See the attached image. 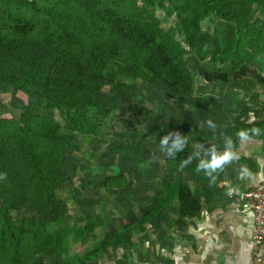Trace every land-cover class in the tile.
Segmentation results:
<instances>
[{"label":"trees","instance_id":"16d2710c","mask_svg":"<svg viewBox=\"0 0 264 264\" xmlns=\"http://www.w3.org/2000/svg\"><path fill=\"white\" fill-rule=\"evenodd\" d=\"M167 4L174 8L172 25L157 12ZM204 20L221 23L231 34L223 52L212 57L227 69L204 74L205 79L228 87H245L248 80L264 83L253 65L264 56V0H0V91H21L35 99L17 110V117L3 116L11 107L0 101V173H7L0 180V264H35L68 253L69 231L57 228L69 214L67 200L59 196L65 182L62 162L68 147L78 148L72 134L97 135L116 107V98L103 92L126 87L112 78L115 66L126 64L134 81L164 88L173 106L213 111L203 94L189 98L194 74L185 59L197 45ZM170 130L187 135L188 147L175 159L165 156V172L172 179L122 231L137 229L175 203L180 218L192 217L200 206L193 191L205 188L208 178L195 170L196 159L183 171L178 165L193 144L223 141L225 134L178 118L160 119L151 129L157 148ZM110 149L129 156L141 151L121 142ZM121 178L110 177L106 187H118ZM99 227L88 220L80 235ZM101 251L93 249L73 263L96 259Z\"/></svg>","mask_w":264,"mask_h":264},{"label":"rangeland","instance_id":"374dc122","mask_svg":"<svg viewBox=\"0 0 264 264\" xmlns=\"http://www.w3.org/2000/svg\"><path fill=\"white\" fill-rule=\"evenodd\" d=\"M157 12L166 25H172L174 8L171 5L167 4L165 11ZM230 38L231 34L221 23L217 25L204 20L196 47L185 57L194 74L195 91L189 98L203 94L211 101L213 111L207 108L183 110L173 106L164 88L134 81L126 64L113 68L112 78L126 87L123 92L105 87L103 92L116 98V107L102 122L97 135L72 134L78 148L68 147L62 162L65 182L59 196L67 200L69 214L65 224L57 228L69 231L67 241L70 251L35 264L61 263L100 248L127 223L137 221L155 203L163 187L172 179L165 172V155L158 151L152 139L151 129L157 120L178 118L194 128L213 132L206 123L211 119L217 125L215 132L228 136L226 130L233 127L234 121L230 119L231 113L264 112V101H257L248 91L253 83L247 81L248 87H228L215 80L207 81L204 77V74L212 75L227 69L212 57L223 52ZM261 65L264 66L263 63ZM261 76L264 78V74ZM0 101L8 102L11 107L3 116L17 117V110L24 109L35 99L21 91H0ZM53 115L63 123L61 116L55 112ZM221 138L213 141H221ZM116 142L139 150L141 148V151L136 156L114 153L110 145ZM110 177H122L118 187H106ZM23 215L20 214L18 218ZM88 220L95 221L100 228L80 235Z\"/></svg>","mask_w":264,"mask_h":264},{"label":"crops","instance_id":"0c3cea01","mask_svg":"<svg viewBox=\"0 0 264 264\" xmlns=\"http://www.w3.org/2000/svg\"><path fill=\"white\" fill-rule=\"evenodd\" d=\"M261 63L264 65V56L255 59L253 65L263 78ZM248 82L255 87L249 86V93L257 101H264V83L259 80ZM230 115L234 120L233 127L226 131L240 158L226 166L215 184L207 183L205 188L193 191L200 206L192 217L180 218L177 204H172L137 229L122 231L136 221L127 223L116 236L101 245L102 251L96 259L73 263L79 258L73 257L59 264H249L253 219L244 205L243 194L264 180V135L242 144L237 132L254 127L249 123L252 115L257 122L264 124V112H234ZM260 128L264 129V125ZM223 144L224 140L209 142L205 146L216 145L223 149ZM242 166L250 169L251 178L240 179ZM229 184L236 189L231 196L227 195ZM120 234L123 235L119 239ZM258 252L262 262L257 264H264V243Z\"/></svg>","mask_w":264,"mask_h":264},{"label":"clouds","instance_id":"9594fccd","mask_svg":"<svg viewBox=\"0 0 264 264\" xmlns=\"http://www.w3.org/2000/svg\"><path fill=\"white\" fill-rule=\"evenodd\" d=\"M255 115H252L249 123L255 124ZM207 127L215 133L217 125L209 119L207 120ZM264 135V129L254 126L251 128L242 129L237 132L239 141L247 143L253 139V137H260ZM189 137L182 135L179 131H167L158 142V151L163 153L166 157L175 159L177 153L182 152L188 147ZM239 153L235 150V143L231 137L224 136L223 149H219L216 145L205 146V143L197 142L192 145V151L190 154L181 160L178 165V171H183L189 165L192 164L193 159H196L198 163L195 165L197 172H203L208 178L209 184L213 185L217 182L218 175L223 172L227 165L233 161L239 160ZM155 159V154H153ZM152 161L150 160L149 163ZM252 172L246 166H242L239 169L240 179L251 178ZM7 173H0V180H6ZM236 189L228 185L227 195L231 196Z\"/></svg>","mask_w":264,"mask_h":264},{"label":"built area","instance_id":"2783aa9c","mask_svg":"<svg viewBox=\"0 0 264 264\" xmlns=\"http://www.w3.org/2000/svg\"><path fill=\"white\" fill-rule=\"evenodd\" d=\"M244 205L252 213L253 226L250 235V246L252 256L249 264L262 262L258 252L264 243V180L243 194Z\"/></svg>","mask_w":264,"mask_h":264}]
</instances>
